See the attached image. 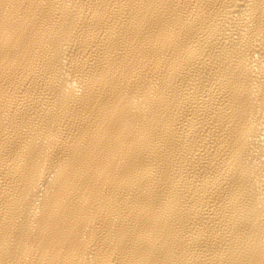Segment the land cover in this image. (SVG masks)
<instances>
[{
  "label": "bare ground",
  "instance_id": "bare-ground-1",
  "mask_svg": "<svg viewBox=\"0 0 264 264\" xmlns=\"http://www.w3.org/2000/svg\"><path fill=\"white\" fill-rule=\"evenodd\" d=\"M0 264H264V0H0Z\"/></svg>",
  "mask_w": 264,
  "mask_h": 264
}]
</instances>
